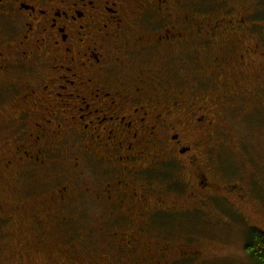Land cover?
Here are the masks:
<instances>
[{
  "label": "flooded vegetation",
  "instance_id": "obj_1",
  "mask_svg": "<svg viewBox=\"0 0 264 264\" xmlns=\"http://www.w3.org/2000/svg\"><path fill=\"white\" fill-rule=\"evenodd\" d=\"M192 2L0 0V105L11 102L9 117H0V133L10 125L13 136L7 150L0 146V178L29 185L35 170L58 168L61 142L75 136L79 155L106 173L99 184L120 215L113 217L125 221V228L98 230L115 254L141 248L137 238L144 232L158 236L164 222L173 224L174 233L178 220L193 216L194 205L202 207L219 192L226 204L248 200L236 183L221 187L209 178V156L202 161L209 168L200 169L197 148L210 140L207 126L221 101L196 84L190 95L173 82V73L199 67L211 54L217 74L239 85L237 68L256 67L264 77V50L242 41L240 32L248 26L236 15L214 19L195 11ZM69 188H57L40 202L49 207L53 195L65 199ZM181 198L191 199L187 207L178 203ZM5 200L0 198L2 226L14 214L26 228L38 227L21 198ZM134 223L139 229L129 231ZM45 232L36 229L34 236L41 242ZM171 248L161 244L156 255L168 261ZM184 252L183 258L194 257ZM59 256L50 264H110L106 257L86 262L76 245H65Z\"/></svg>",
  "mask_w": 264,
  "mask_h": 264
},
{
  "label": "rangeland",
  "instance_id": "obj_2",
  "mask_svg": "<svg viewBox=\"0 0 264 264\" xmlns=\"http://www.w3.org/2000/svg\"><path fill=\"white\" fill-rule=\"evenodd\" d=\"M192 8L201 15L214 16V19L222 15H236L245 27L248 26L239 31L242 41L257 44L259 49L264 50V0H193ZM212 58L211 54L205 55L206 62H202L201 66H195L191 71L185 69L177 75L173 73V82L178 81V85L183 86L185 91L189 90L190 95L195 94L192 90L196 84L206 96L221 101L211 116L213 125L207 126L210 127V140L197 148L201 151L200 169L209 168L202 162L209 156V178L221 187L236 183V190L246 192V202L226 204L218 195L223 192H219L217 197L214 195L213 199L205 202L203 208L200 204L194 205L193 216L186 221L178 220L174 233L173 224L169 226L164 222L167 227L159 224L163 232L158 236L144 232L137 238L141 248L124 253L117 250L115 254L112 241L98 230L119 224L122 225L120 228H125V221L113 217L120 215L102 195L99 183L104 181L106 173L101 174V169L92 163L91 157L81 152L79 155V146L71 140L76 139L73 136L60 144L62 154L55 155L59 157V165L55 164L58 168L35 170L33 177L27 180L29 185L24 181L14 182L8 176L0 178V198L6 199V202L9 201L7 199L21 198V202L27 203L26 208H30L28 213L32 222L38 226L34 230L26 228L22 219L14 214L11 217L13 221H5L3 226L0 223V264H50L54 259H61L59 255L65 245H76L86 262L93 259L103 262L106 257L110 259V264H157V259L160 264H253L244 246L250 229L264 231V77L256 67L237 68L242 71L236 74L235 69L234 72L241 81L239 86L234 83L235 78L231 81L233 79L228 74H217V68L211 66ZM174 65L176 62L173 61ZM180 69L177 68V71ZM225 77L231 80L227 82ZM201 78L205 82L203 80L200 89ZM232 83L233 89L229 86ZM243 84L249 87H241ZM244 93L252 94L251 98L244 97ZM10 109V101L0 105L1 119L9 117L6 113ZM7 127L0 133V146L6 150L9 148L6 140L13 138L9 132L11 126ZM21 141L17 140L14 144ZM64 186L71 187V193L65 199L59 193L53 195L57 199L49 207L40 202L47 195H52L54 190L57 194L56 189ZM197 199L194 198L195 201ZM190 202L191 199L188 202L187 198L178 201L186 207ZM46 211L55 215V221ZM134 224L129 231L139 229L138 223ZM36 229L46 231L41 242L34 236ZM168 231H171L170 234ZM167 242L172 246L168 261L156 255L161 244ZM27 247L30 252H25ZM179 247L191 250L192 254H188L194 257L183 258L187 254Z\"/></svg>",
  "mask_w": 264,
  "mask_h": 264
},
{
  "label": "trees",
  "instance_id": "obj_3",
  "mask_svg": "<svg viewBox=\"0 0 264 264\" xmlns=\"http://www.w3.org/2000/svg\"><path fill=\"white\" fill-rule=\"evenodd\" d=\"M244 251L253 264H264V231L250 229Z\"/></svg>",
  "mask_w": 264,
  "mask_h": 264
}]
</instances>
